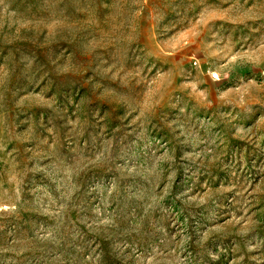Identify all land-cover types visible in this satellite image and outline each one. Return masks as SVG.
Segmentation results:
<instances>
[{
    "label": "rangeland",
    "instance_id": "374dc122",
    "mask_svg": "<svg viewBox=\"0 0 264 264\" xmlns=\"http://www.w3.org/2000/svg\"><path fill=\"white\" fill-rule=\"evenodd\" d=\"M0 264H264V0H0Z\"/></svg>",
    "mask_w": 264,
    "mask_h": 264
}]
</instances>
